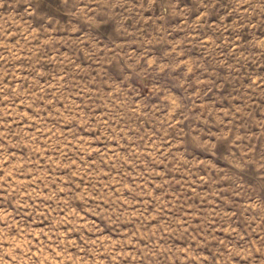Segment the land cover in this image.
Instances as JSON below:
<instances>
[{"label":"rangeland","instance_id":"rangeland-1","mask_svg":"<svg viewBox=\"0 0 264 264\" xmlns=\"http://www.w3.org/2000/svg\"><path fill=\"white\" fill-rule=\"evenodd\" d=\"M0 264H264V0H0Z\"/></svg>","mask_w":264,"mask_h":264}]
</instances>
